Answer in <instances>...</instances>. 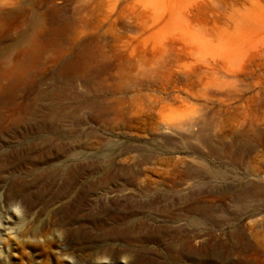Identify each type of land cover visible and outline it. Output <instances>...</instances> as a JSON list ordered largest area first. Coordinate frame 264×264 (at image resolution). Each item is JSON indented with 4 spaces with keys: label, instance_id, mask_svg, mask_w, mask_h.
<instances>
[{
    "label": "rangeland",
    "instance_id": "rangeland-1",
    "mask_svg": "<svg viewBox=\"0 0 264 264\" xmlns=\"http://www.w3.org/2000/svg\"><path fill=\"white\" fill-rule=\"evenodd\" d=\"M4 70L11 264H264V0H0Z\"/></svg>",
    "mask_w": 264,
    "mask_h": 264
},
{
    "label": "bare ground",
    "instance_id": "bare-ground-1",
    "mask_svg": "<svg viewBox=\"0 0 264 264\" xmlns=\"http://www.w3.org/2000/svg\"><path fill=\"white\" fill-rule=\"evenodd\" d=\"M9 73L10 72H8L7 70L0 71V77L10 78ZM14 95V83H10L9 86H5V84H1L0 82V171L2 172L4 170H7L8 172H10V178H15L13 171L15 163L12 160V156L13 154H15L16 147L10 146L5 148L1 146V143L3 141L2 136L5 133L10 132L14 125L23 122L24 119L18 117L15 113L8 115L3 114V112H1V108L8 105V103L10 102L13 104ZM29 147L30 146H28V148ZM3 160L6 161L2 163ZM12 180L15 179H4L3 182L0 183V228L5 226V224L10 222V220H12L13 218H22L17 194L15 192H11L9 194L6 193L7 185ZM59 238H61V236ZM9 252V248L0 246V264H11ZM105 261L106 260L104 259H99L98 263L103 264L105 263Z\"/></svg>",
    "mask_w": 264,
    "mask_h": 264
}]
</instances>
